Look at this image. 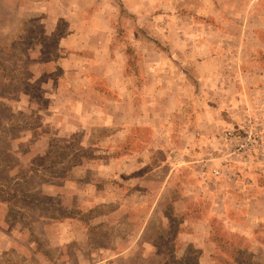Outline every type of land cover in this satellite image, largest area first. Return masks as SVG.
Here are the masks:
<instances>
[{"label": "rangeland", "instance_id": "rangeland-1", "mask_svg": "<svg viewBox=\"0 0 264 264\" xmlns=\"http://www.w3.org/2000/svg\"><path fill=\"white\" fill-rule=\"evenodd\" d=\"M0 264H264V0H0Z\"/></svg>", "mask_w": 264, "mask_h": 264}]
</instances>
